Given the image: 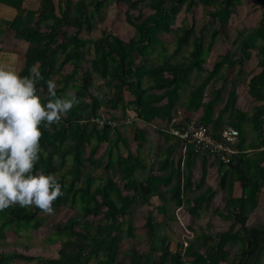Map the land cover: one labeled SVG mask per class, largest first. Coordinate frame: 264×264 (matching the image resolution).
I'll list each match as a JSON object with an SVG mask.
<instances>
[{
  "label": "trees",
  "instance_id": "obj_1",
  "mask_svg": "<svg viewBox=\"0 0 264 264\" xmlns=\"http://www.w3.org/2000/svg\"><path fill=\"white\" fill-rule=\"evenodd\" d=\"M0 1L18 11L9 27L26 42L21 75H28V69L36 65L43 77L37 84L41 96L46 98L50 94L48 81H52L57 96L71 89L80 100L58 125L41 128L43 153L36 170L55 173L63 192L54 201L52 214L65 208L72 212L67 220L52 224L53 234L47 243L58 246L56 256L0 251V264L18 261L27 264H264V247L254 254L248 248L251 243L248 230L217 236L202 235L192 228L196 235L187 240V247L179 240L174 251L169 249V244L162 251L160 230L167 222H157L152 211L148 212L144 224L133 226L125 221L134 205L149 203L150 197L157 193L158 175L151 173L149 179L155 184L149 195L142 193L135 176L136 171L145 168L140 155L148 137L141 124L149 125L166 118L168 126L161 133L163 140L159 149L171 153L172 147L163 149V145L175 142L176 148L179 141L169 133L170 128L191 123L189 117L178 124L170 123L176 105L189 112L203 108L199 121L206 124L215 138L220 137L218 131L225 125L239 131L241 153L220 180L223 209L229 215L246 216L257 208L258 195L264 186V150L247 158L241 145L246 140L248 127L256 137L251 149L264 148V0H252L261 11V24L237 31L233 40L225 28L242 0H114L125 4L128 10L138 11L132 18L126 12L127 22L135 29L128 41L109 31H102L98 38L91 37L96 30L95 18L112 0H39L35 9L25 8V0ZM199 5L212 18L200 32L194 23L176 26V18L183 9L189 14ZM145 10L150 11L147 16H144ZM211 24L215 27L208 30ZM170 33H173L172 40L164 41L161 35ZM222 35L229 44L208 70L205 68L207 57ZM253 52L257 54V67L261 71L251 73L246 79L248 93L255 101L250 115L237 107L236 80L228 79L227 74L235 66H243ZM86 63L92 72L121 93L118 100L121 115L109 114L103 127L89 121L91 117H102L99 112L102 104L84 82L89 75L84 67ZM195 70L208 73L190 86L187 99L180 102ZM213 82L220 84L211 89ZM209 89L211 97L206 101L204 96ZM221 102L224 105L217 112ZM128 118L132 120L130 123H126ZM109 122L117 124L113 126ZM124 127L129 129L123 131ZM132 143L137 146L136 153L132 152ZM120 144H124L125 154ZM103 145L105 152L99 155ZM186 153L194 155L191 149ZM237 182L242 183L239 198L233 196ZM154 210L166 213L169 221L176 219L171 216L172 212L168 216L164 206ZM197 211L193 208L190 212ZM212 211L222 214L217 209ZM52 214H45L35 206L19 205L0 211V247L8 245V231L37 232ZM124 237L133 239L134 243L123 250ZM143 243L149 245L147 250L141 247Z\"/></svg>",
  "mask_w": 264,
  "mask_h": 264
},
{
  "label": "crops",
  "instance_id": "obj_2",
  "mask_svg": "<svg viewBox=\"0 0 264 264\" xmlns=\"http://www.w3.org/2000/svg\"><path fill=\"white\" fill-rule=\"evenodd\" d=\"M38 3L39 0H25L23 6L27 9H35ZM17 14L18 11L14 7L0 1V53L15 54L16 67L20 72L24 65L26 42L19 39L16 31L9 27V23L16 18ZM202 115L203 108L189 112L180 105H176L172 109L171 117L181 123L186 117H189V122H193L199 120ZM167 121L166 118H162L149 125L140 123L146 129L148 139L144 143L140 155L145 163V168L135 173L140 182L141 191L145 195H149L154 188L155 183L149 179L151 173L159 176L156 182V195L150 197L149 203L138 202L136 205L138 209H148V212H151L152 208L154 210L155 207L164 206L168 210H173V214H168V216L176 217L169 221L166 213L156 210V216L153 214L157 222H167V226L160 230L161 250L163 251L169 244V249L174 251L177 241L182 238L187 241L194 237L195 233L192 229L194 228L202 232V235L216 234L217 236L248 230V238L251 239L248 248L252 254L259 252L264 247V186L258 195L257 208L251 214L245 216L233 213L229 215L223 209L225 203L223 193L220 191V180L226 170H230V167L223 165L215 158L190 155L183 151L180 142L176 148L173 147L175 142L163 145V149L167 146L172 147L171 153L166 150L160 151L159 148L163 140L161 133L166 131L164 128L168 126ZM124 128L123 131L126 130ZM221 129H219V133ZM246 129L248 130L246 140L241 145V149L248 158L263 151L264 148L251 149L252 143L256 142V137L255 133L250 131L251 129L248 127ZM123 146L124 144H120L121 151L125 154L127 150ZM131 148L133 153L137 152L136 144ZM167 159L168 163H165ZM263 164L264 162H262ZM213 192L216 194L212 197ZM241 195L242 183L237 182L233 196L239 198ZM193 208H197L196 214L190 212ZM212 209L220 210L222 214L212 211ZM224 215L229 218L227 219ZM144 222L145 219H142L140 223L144 224Z\"/></svg>",
  "mask_w": 264,
  "mask_h": 264
},
{
  "label": "clouds",
  "instance_id": "obj_3",
  "mask_svg": "<svg viewBox=\"0 0 264 264\" xmlns=\"http://www.w3.org/2000/svg\"><path fill=\"white\" fill-rule=\"evenodd\" d=\"M43 79L38 66L21 75L13 53H0V211L19 205L54 212L53 203L63 195L55 173L36 170L43 149L42 127L59 124L80 103L69 89L57 96L52 81L49 95L38 93Z\"/></svg>",
  "mask_w": 264,
  "mask_h": 264
},
{
  "label": "rangeland",
  "instance_id": "obj_4",
  "mask_svg": "<svg viewBox=\"0 0 264 264\" xmlns=\"http://www.w3.org/2000/svg\"><path fill=\"white\" fill-rule=\"evenodd\" d=\"M126 12L129 13V17H135L138 15L136 10H128L127 6L123 3H118L114 0L110 1L100 12V15L97 16L94 20L96 30L91 34L92 38H98L101 35L102 31H109L121 39L128 41L131 39L135 33V29L127 22ZM150 13L149 10L144 11V16H147ZM212 20L206 14V10L202 5L195 6L192 11L187 14L185 9H183L176 18V26L182 25L185 23H194L196 25L197 31L200 32L210 21ZM262 16L261 11L257 8L252 0H242L241 4L237 7L235 13L232 15L229 25L225 28L227 34L233 40L236 36V32L242 29H253L258 27L261 24ZM215 27L214 24L208 25V30H211ZM162 39L166 42H170L173 38V33L161 35ZM223 39V40H221ZM229 42H225V38H219L218 43L213 47L212 52L207 57L208 61L205 65V68L208 70L212 69L216 58L223 54L226 50ZM172 49L173 47H169ZM85 70L89 72L88 77L84 78L85 84L88 85L89 92L102 104L99 112L102 117H107L109 114H115L117 117L121 115V108L118 105V100L121 97V93L112 87L106 80L102 79L98 74L92 72L90 69V64L86 63L84 65ZM239 70H243L244 73H240ZM261 71L257 67V54L252 53V58L244 63L243 66H235L231 69V72L227 74L228 79H235L237 84V93L238 101L237 105L239 109L243 111H248L250 115L252 114L253 108L255 106V101L251 98L247 89V77L252 74H257ZM207 71L199 73L197 70L191 76L190 83L184 89L181 95V101L183 102L187 99L189 95L190 86L199 82L203 77L207 75ZM201 76V77H200ZM220 84V83H219ZM213 82L212 87L218 86ZM211 97L210 89L206 90V95L204 100L208 101ZM226 96L224 95L223 101L225 102ZM254 103V104H253ZM257 104V103H256ZM224 103L221 102L217 107L216 111L218 112ZM184 108V107H183ZM226 118H228L226 116ZM125 129H129L126 127ZM135 146V143L132 144ZM106 146L103 145L101 148L100 154H103ZM135 211V212H134ZM156 216V210H151ZM131 216H128L125 221L127 225L141 224L142 219H145L147 216L148 209H138L137 206H133ZM173 212V210H168V214ZM69 209H60L52 214L45 226L39 231H27L23 232L22 230L17 231H8L6 233V246L0 247V251H11L17 250L18 252L28 254L29 256H43V257H55L58 249L57 245H51L47 243V239L52 236V224L58 221H65L71 215ZM125 238V237H124ZM134 243L133 239L125 238L123 242L122 249H126L129 246H132ZM28 246V248H25ZM149 245L143 243L141 247L148 249ZM15 264H27L23 262H16Z\"/></svg>",
  "mask_w": 264,
  "mask_h": 264
},
{
  "label": "built area",
  "instance_id": "obj_5",
  "mask_svg": "<svg viewBox=\"0 0 264 264\" xmlns=\"http://www.w3.org/2000/svg\"><path fill=\"white\" fill-rule=\"evenodd\" d=\"M91 122L98 127H103L107 122V117H91ZM132 120L128 118L126 123ZM111 123V122H109ZM171 123H178L176 118L171 120ZM115 126L117 123H111ZM169 133L176 138L183 146V151L191 149L193 154L197 156H205L216 158L225 166L231 167L235 164L238 156L241 153L239 149L240 133L232 125H225L220 131V137L215 138L210 134L206 124L195 120L186 126L171 127ZM184 246L187 247V241H184Z\"/></svg>",
  "mask_w": 264,
  "mask_h": 264
}]
</instances>
